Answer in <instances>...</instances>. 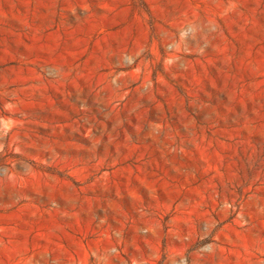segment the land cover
Masks as SVG:
<instances>
[{
    "label": "rangeland",
    "instance_id": "1",
    "mask_svg": "<svg viewBox=\"0 0 264 264\" xmlns=\"http://www.w3.org/2000/svg\"><path fill=\"white\" fill-rule=\"evenodd\" d=\"M0 264H264V0H0Z\"/></svg>",
    "mask_w": 264,
    "mask_h": 264
}]
</instances>
